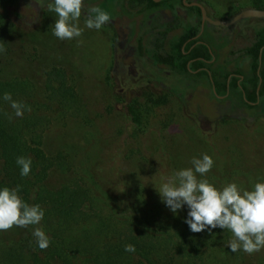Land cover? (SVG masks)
Returning <instances> with one entry per match:
<instances>
[{"label":"rangeland","instance_id":"374dc122","mask_svg":"<svg viewBox=\"0 0 264 264\" xmlns=\"http://www.w3.org/2000/svg\"><path fill=\"white\" fill-rule=\"evenodd\" d=\"M202 1L214 19L228 21L238 11L250 9L259 1L264 3ZM33 7L28 3L21 6L24 20L13 16L14 27L0 48V77L34 84L38 95L44 97L48 71L55 67L65 70L77 100L66 107L57 101L45 102L47 108L39 112L49 119L43 126V147L49 157L58 153L67 157L68 173L84 181L102 199L107 213L110 201L113 206L130 209L141 189H145L146 197L149 192L152 197L153 193L159 196L155 187L164 178L191 167V159L205 153L214 160L207 179L217 187L236 182L251 189L255 182L264 181V115L219 116L212 111L213 99L206 83L198 87L194 81L171 75L138 59L135 52L131 54L128 50L136 45L137 36L124 28L126 23L122 26V51L116 53L110 23L100 30L84 28L82 35L72 40H60L52 35L56 14L46 5H40L39 12ZM101 9L110 14V20L116 17L106 4ZM10 11L15 12L13 8ZM85 16L82 11V28ZM260 25H264L263 19L246 18L231 26L212 28L217 29L218 38L230 41L246 27ZM153 26L138 35L148 33ZM55 178L57 183L63 180L58 174ZM106 191L114 195L111 200ZM155 202L164 206L160 196ZM164 213L171 225L176 215L184 220L187 209L173 214L166 208ZM20 233L19 227L0 231V248ZM213 237L217 238L213 252L225 254L231 233L223 230L219 237L214 232ZM212 249L203 246V252ZM230 253L233 264H264V249L252 254Z\"/></svg>","mask_w":264,"mask_h":264},{"label":"trees","instance_id":"16d2710c","mask_svg":"<svg viewBox=\"0 0 264 264\" xmlns=\"http://www.w3.org/2000/svg\"><path fill=\"white\" fill-rule=\"evenodd\" d=\"M27 3L36 12L41 9L33 0H0V48L14 27L13 16L26 18L20 8ZM105 4L116 14L109 22L114 29L116 53L122 51L121 34L126 23L124 28L137 36L136 45L128 51L171 75L195 82L196 69L202 65L198 58H212L208 48L198 43L201 38H196L200 32L199 7H187L183 0H86L84 8L90 5L101 8ZM12 8L14 14L10 11ZM150 26L154 27L151 31L138 35ZM259 35L262 45L264 30ZM1 67L0 60V76ZM257 68L256 63L254 73ZM46 78L47 96L42 97L34 84L0 77V97L10 93L13 100L31 109L18 118L9 102L0 99V186L19 185L20 195L27 203L39 204L44 209L45 216L38 226L50 238L49 247L41 250L32 236L33 226L21 228L18 237L0 248V264H233L229 250L219 256L212 249L217 246L214 232L219 237L222 229L192 233L177 215L176 221L169 225L168 215L164 213L166 208L155 202L159 196L153 193L152 197L149 192L146 197L145 189L139 191L136 204L130 209L113 206L110 201L107 213L101 206L102 199L84 181L68 173L70 165L63 153L49 157L43 147V126L49 119L39 112L47 108L46 101H57L66 107L77 97L62 68H52ZM235 80L233 94L245 102ZM208 84L211 87L210 81ZM219 116L233 118L235 115L219 113ZM19 156L32 160L31 172L26 177L20 176L15 163ZM56 174L63 178L59 183L55 180ZM104 194L109 200L114 196L108 191ZM127 244L134 245L136 251L125 252ZM203 246L212 251L203 252Z\"/></svg>","mask_w":264,"mask_h":264},{"label":"clouds","instance_id":"9594fccd","mask_svg":"<svg viewBox=\"0 0 264 264\" xmlns=\"http://www.w3.org/2000/svg\"><path fill=\"white\" fill-rule=\"evenodd\" d=\"M48 11L56 14L52 35L60 40H72L80 37L84 28L100 30L110 22V14L100 7L90 5L86 9V0H37ZM82 11L86 12L83 28L80 26ZM3 101L9 102L15 117L22 118L30 106L13 100L5 92ZM21 177L31 172L32 160L19 156L15 161ZM191 167L181 168L164 178L155 187L161 202L173 214L187 209L184 223L192 233L214 229L227 230L231 237L226 247L232 253L252 254L264 249V181H257L251 189L236 182L221 187L210 183L206 174L214 167V160L208 154L193 157ZM45 216L39 204H29L20 195V186H0V231L13 227H32V236L36 246L44 250L50 245V238L39 227ZM125 252L133 253L135 246L127 244Z\"/></svg>","mask_w":264,"mask_h":264},{"label":"flooded vegetation","instance_id":"af4514ba","mask_svg":"<svg viewBox=\"0 0 264 264\" xmlns=\"http://www.w3.org/2000/svg\"><path fill=\"white\" fill-rule=\"evenodd\" d=\"M186 2L201 4L206 9L208 17L214 21L229 22V18L214 19L212 17L214 16L213 12L202 0H186ZM253 9L264 10V3L259 1L246 10ZM241 12L238 11L237 14ZM197 19L200 20V32L196 38H201L198 43L208 48L212 58L210 60L203 57L198 58L202 65L196 69L197 80L195 82L198 83V87L202 82L207 84L208 93L212 95L213 99L212 111L231 115H264V44H259L262 39L259 32L264 30V25L246 27L232 40L228 41L217 37V29L212 28L215 25L208 21L203 22L202 12L201 18ZM255 19L264 20V18ZM207 28H209V32L207 31L206 34ZM249 28L252 30L249 31ZM257 52L258 57H256ZM256 63L258 68L254 73ZM234 79H236L235 83L239 87L238 90L241 91V97L245 102L240 100L239 95L233 94L235 86H232V82ZM209 81L211 87H209Z\"/></svg>","mask_w":264,"mask_h":264},{"label":"water","instance_id":"95a60500","mask_svg":"<svg viewBox=\"0 0 264 264\" xmlns=\"http://www.w3.org/2000/svg\"><path fill=\"white\" fill-rule=\"evenodd\" d=\"M155 1H161V0H155ZM184 4L186 6H196L199 7L201 9L202 15H203V22L208 21L209 23L215 25V26H230L232 24H234L235 22L241 20V19H246V18H264V10H246V11H242L241 13H239L234 19H232L229 22H224V21H214L212 20L210 17H208L207 15V11L206 9L199 3H187L186 0H184Z\"/></svg>","mask_w":264,"mask_h":264}]
</instances>
